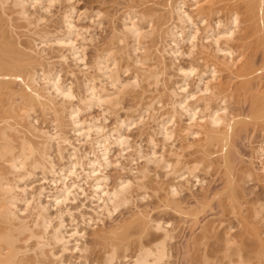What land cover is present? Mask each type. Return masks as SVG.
I'll return each instance as SVG.
<instances>
[{
	"label": "bare ground",
	"instance_id": "bare-ground-1",
	"mask_svg": "<svg viewBox=\"0 0 264 264\" xmlns=\"http://www.w3.org/2000/svg\"><path fill=\"white\" fill-rule=\"evenodd\" d=\"M64 1L68 3L63 5L58 16L60 24L56 21L59 25L54 23L52 28L50 24L48 28H38L47 18L45 14L61 0H0V264H71L73 257L85 264L89 255L88 235L86 226L79 225L78 221L89 225L91 220L101 219L102 214L112 217L121 206L130 203L135 189L143 188L144 191L147 185V178L146 181L144 178L150 171V163L163 168L166 176L176 172L175 165L179 163L182 149L178 153L179 148H167L175 155L173 159L167 157L164 154L167 150L163 149L165 144L178 145L173 142L175 131L182 138L195 139L201 135L207 144L220 143L226 161V137L234 117L228 112V98L221 94L225 87L221 75L237 68L241 57L232 41L238 39L244 43L243 39L253 34L264 49V0H244L243 14L237 3L229 0H168L169 22L162 31L160 46L152 36L156 30L159 32L160 14L153 19L150 9H136L130 5L121 14L120 27L114 24L113 39L105 43V47L100 46L103 48L97 50L89 64L90 61L85 60L83 41L92 40L93 33L86 36L88 26L77 23L79 15H75L74 5L70 0ZM220 5L222 8L228 5L226 15L213 17ZM99 11L94 16L98 17ZM255 15L262 28L253 18ZM91 16L90 21L96 20ZM18 26L26 28V34H20L26 35V39L17 40L15 28ZM115 42L120 44L118 53L117 49L114 51ZM46 47L56 50L52 55L55 59H51ZM184 55L190 57L187 64L179 61ZM201 59L204 61L200 67ZM251 65V60L244 61L241 68L249 69ZM130 66L133 70L124 77L123 73ZM239 72L235 70L236 75H240ZM175 74L179 78L172 81L170 76ZM161 75L166 77L161 80ZM190 76H194L191 89ZM166 78L172 83L166 84ZM160 80L162 86L158 88ZM16 82L20 84L18 89L12 86ZM150 86L151 92L158 90L157 93L145 95ZM130 92L139 98L138 104L141 99H147L142 101L143 106H138L140 109L134 107L130 112L129 108L124 110L129 113L122 112L124 115L118 112L111 127L90 112L95 106L102 111L115 110L122 95ZM163 96L168 99L170 109L152 112L156 109L154 104H160ZM37 109L49 115V123L42 119L47 125L38 121ZM144 111L153 121L149 130L145 128L146 133L143 132L147 134L149 150L144 152L139 143L132 146L135 156L131 157L130 153L127 167L131 176H119L110 185L109 166L121 165L119 159H111V150L115 146L117 155L125 157L123 151L131 146L124 130L132 124L143 126L147 121ZM263 111L264 102L255 104L253 117ZM177 115L183 122L177 123L176 128L174 117ZM261 128L264 134V124ZM158 142L160 151L155 148ZM187 145L190 144L182 143L181 146L187 148ZM255 146L253 153L264 175V136ZM197 150L206 158L212 152L205 144ZM136 159H143V164L133 169ZM192 163L184 165V170L191 173V185H195L201 179L194 173L198 165ZM184 170L166 180V199L174 201L182 186L189 182ZM155 189H162L159 180ZM143 195L140 193L139 197L144 198ZM257 201L251 209L252 216L264 221L263 202ZM65 215L70 219L69 224ZM134 216L141 223L142 232H153L152 239L147 243L137 242L131 252L127 242L110 241L101 258L95 256L96 262L92 259L94 264H112L119 250L122 259L127 258L130 264H161L163 258L167 259L168 240L173 235L168 221L142 211ZM230 227L232 225L223 230L225 246L234 240L229 234ZM114 230V227L105 226L93 233L96 238H104V233H114ZM239 256L241 254L235 258L236 262L229 264H246L247 261Z\"/></svg>",
	"mask_w": 264,
	"mask_h": 264
},
{
	"label": "rangeland",
	"instance_id": "rangeland-1",
	"mask_svg": "<svg viewBox=\"0 0 264 264\" xmlns=\"http://www.w3.org/2000/svg\"><path fill=\"white\" fill-rule=\"evenodd\" d=\"M229 1H231L230 3H237L241 13H244V0ZM71 2L75 7V15H79L77 23L88 26V33H85L86 36H88V34L90 33H93L92 40L85 39L83 41L86 44H84L86 47L85 60L86 62L90 61L87 62L89 64L92 63V58L94 57L96 52L100 51L109 43L110 40L113 39L114 28L116 26L117 28L120 27L121 14L130 5H133L136 9H150L151 12H153V19L156 18V15L160 14L161 24L158 27V29L160 28L159 32L158 30H156L152 36L153 41H155L157 46H160V43L163 42L162 31L164 30L166 24L169 22L166 12L168 0H70V3ZM67 3L68 2L61 0L59 4H55L54 6H52L49 14H45V16L48 15L47 18H49H46L45 21H43L44 23L40 24L38 28H48L50 25L52 26H50L49 28H52L54 27V23L56 24L58 21L60 24V17L58 16H60L61 10L64 7L63 5H66ZM188 3L189 2L187 1V4ZM222 7L223 6L220 5L219 8V11L222 12L217 11V14H213V17L218 16V14L219 17L226 15L228 5L224 6V8ZM97 10H100L102 12L101 14V12L99 11L100 17H96ZM92 12L93 16H96H91ZM90 16L91 19L96 20L90 21ZM253 18L258 21L259 27L262 28V23L260 22L259 17L255 15L253 16ZM59 24L57 23L56 26ZM114 24L118 25L114 26ZM15 32L17 34V40L26 39V35L22 37V35L26 34L27 32L26 28H21L20 26H18L15 28ZM21 33L23 34L20 35ZM246 38L243 39L244 43L241 42V40L238 41V39L232 41L233 46L235 45L234 47L237 49V52H240L241 54L240 60L238 62L239 66L237 68H233L232 72H223L221 75L223 84H225V87L221 94H225L226 98H228L226 99L227 101L229 100L228 102L226 101L227 106L229 105L228 112L234 117L231 130L226 137L224 150L226 161H224L222 157L223 150H220V143H216L214 145H212L211 143L207 144V141L205 139L203 141V137L201 135H198L197 137H195V139L191 136L182 138L176 133L177 131H175L173 137L177 141L174 139L176 142H173L174 144L178 145L176 147L175 145L169 147L170 144H165L167 146L164 145L165 147H163V149L164 151H167H163L164 154L167 157L170 156L169 158L173 159L175 158V155H171V151L169 150L168 152L167 148H171L173 150L179 148L176 150L178 151V153L182 149L181 154L179 153V163L175 165L176 172L174 173L176 174L183 171L184 169H186L185 166L187 164V166H191V164H193L192 162H194L198 165L194 169V173L198 178L200 177L201 181L195 185H191L193 183V176L191 177V173H188L187 170V172L184 170L185 177L187 176L189 182L185 183L186 186H182L183 189H181L180 194L176 196L174 201H170L169 199H166L165 196V182L170 180L173 177L174 173H171L172 175L168 174L166 176L164 175L163 168H159L150 163L148 165V169L150 171H148L147 176L144 178L145 181L147 178V185L144 188V191L147 192H144L143 188L135 189V192L133 191L131 202L127 205L125 204L124 206H121L118 211L112 214V217L106 214H104L103 217L102 214L100 216L102 217L101 219L96 221L91 220L93 223L90 221L91 223L89 222V225H84L82 222L78 221L79 225H83L84 227L86 226L85 230L86 234L88 235L86 236V240L89 242V248L87 251V253L89 252V255L88 257L86 256L88 260L84 261L85 264H94V262L100 259L104 251L109 248L108 243L110 241L122 243L127 242L130 249L128 251L131 252L137 247V242L142 241L143 243H147L152 239V237L154 236L153 232H150L149 234L142 232L141 223L139 222V220H135L134 215L137 211H142L143 213L149 214L150 216L155 218H162L164 219V221L167 220L169 223V225L167 226L170 229L171 235H173L171 236L172 240H168L170 249L168 248L169 254L167 256V259L163 258L164 260L160 262L161 264H229L231 262L234 263L237 261L236 259L238 257V254H241V256H239L241 257V259L247 261L246 264H264V221H261L260 217L256 218L252 216L253 206L256 205L255 201L260 199L261 203L263 202L262 204L264 206V175L259 171L258 159L253 153V148L256 147L255 145L258 144V141L260 142V138L264 136L262 132L263 129L261 128L262 124H264V111L258 116L253 117L255 104L258 105L259 103L264 102V49L260 44L256 42L253 34H249ZM105 43L106 45H104ZM115 43L116 44H113L114 51L117 49V47L119 48L120 46V44H117V42ZM242 43L243 46L245 45L244 48L241 45ZM245 43L248 45H246ZM183 48L186 49V45ZM45 51H47L48 55L51 56L55 54L54 52H56V50L47 47ZM115 52L118 53L119 49H117V51ZM187 57L184 55L179 58V61L182 64H187L188 60H190V57ZM51 59H55L54 56H52ZM248 60L252 61V67L242 70V62ZM203 61L204 60L201 59V61L198 63L200 67L203 64ZM56 65L60 66V64L58 63ZM89 69L91 70V68ZM256 69L258 71H256ZM132 70L133 67L130 66L129 70L123 73V76L125 77L129 75L130 71ZM235 70L240 71L239 73L241 74L236 75ZM61 74L65 75L64 72H61ZM175 75L170 76L172 81L179 78L177 75ZM164 77H166V75H161V80H163ZM193 77L194 76H190V78H188V84L190 85H188L189 88H193ZM161 80L158 81V88H161L162 86L160 84L162 82ZM171 80L169 81L166 78L165 83L169 84L168 82H171ZM12 86L14 87V89L20 88V84L18 82L13 83ZM153 91L151 92L150 86L149 89L144 92V94H152L154 92L157 93L158 90H155L154 92ZM123 95L121 97V102L117 105V107L123 106V108L119 109L115 107V110L102 111L99 107L95 106L91 109L90 112L94 114L99 121L105 123L107 127H111L114 123V117H116V115H118L119 113V115H124V112L129 113V111L131 112L134 107L140 109V107L138 106H143V104H141L143 103L142 101H146L147 99V97L141 99V103L138 104L137 102L139 101V98L134 96L133 92L124 93ZM154 107L157 109H154L152 111L154 113H160L161 111L165 112L170 109V103L168 102V99L163 96L160 104L159 102H156L154 104ZM164 108H166L165 111ZM127 109H129V111H124ZM39 111L40 110L37 109L35 113H38L36 115L39 119L38 121L40 123L41 121L42 123H45L44 121L48 122L47 118H49V115H45ZM144 114L145 121H147L143 126H140V124H132L129 126V128L124 130L125 134L128 135L129 143L131 146L126 149L127 151H123L125 157L123 158L117 155V147L114 146L111 150V159H119L121 165L112 164L111 166H109L107 171L110 176V185H113V183H115L116 179L119 176H131V173L127 170V167L129 166L128 158L130 156V153L131 157L135 156L134 149L137 143H139L138 145L142 147L144 152L149 150V143H147V134L144 133H146V130L151 124L153 125V121L152 119H150V117H146V114H148L147 111L146 113L144 111ZM84 115H87V113H84ZM175 117L174 121L176 123L174 122V126L183 122V120L181 121V118L179 120L178 115ZM48 123L45 124L47 125ZM177 127L178 126H176V128ZM158 143L159 144H157L155 148H158L157 150L160 151L162 150V148L160 149V142ZM182 143L184 145L190 144L191 146L187 145V148H185L186 146H181ZM202 144H205L209 151L212 150V152L209 154V158L203 157L197 150ZM142 160L143 159L133 160V169H135L136 167L139 168L143 164ZM122 165L124 167H122ZM182 166H184V168ZM246 169H249V171ZM248 172H250L252 176ZM152 173H154L156 177L155 175H153L152 177ZM245 173H248L250 175V178L249 175H245ZM38 175H40V173H38ZM149 180L150 182H148ZM158 180L162 186V189L156 190L155 186L156 184H158ZM188 185H191V187ZM85 187H87L86 184ZM152 187L155 190L152 189ZM137 190H141L142 192H138ZM136 192L138 193V195ZM140 193H142V195L144 194V198L139 197ZM134 197L137 198V200ZM260 201L258 200L257 202ZM75 215L77 216V213H75ZM66 216L67 215L64 216V219H66L67 223L69 224L70 219L68 216ZM78 219L80 220V218ZM98 221H101L103 223L101 224V222ZM211 223L215 224V227H213V224ZM103 224H105L107 228L114 227V233L106 232L104 233V238H96L93 231L99 230L101 227L104 228L105 226ZM229 225H232V227H230L231 231H228H230L229 234L234 238V240L233 243L225 246L223 240V236L225 235H223V233H225V231L223 232V230L226 229ZM97 226H99L100 228ZM236 252H238V254ZM95 256L96 258L98 256V259H96ZM121 256L122 255L119 250L117 255L118 258L116 257L113 260L112 264H130L127 258L122 259ZM73 258H71V264H80V262L82 261L80 260V262H78L79 258ZM92 259L96 260L93 262Z\"/></svg>",
	"mask_w": 264,
	"mask_h": 264
}]
</instances>
